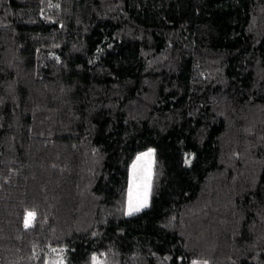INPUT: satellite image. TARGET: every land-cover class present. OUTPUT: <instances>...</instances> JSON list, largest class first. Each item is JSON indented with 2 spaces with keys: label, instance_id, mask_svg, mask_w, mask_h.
<instances>
[{
  "label": "trees",
  "instance_id": "1",
  "mask_svg": "<svg viewBox=\"0 0 264 264\" xmlns=\"http://www.w3.org/2000/svg\"><path fill=\"white\" fill-rule=\"evenodd\" d=\"M93 256L264 264V0H0V264Z\"/></svg>",
  "mask_w": 264,
  "mask_h": 264
},
{
  "label": "snow or ice",
  "instance_id": "2",
  "mask_svg": "<svg viewBox=\"0 0 264 264\" xmlns=\"http://www.w3.org/2000/svg\"><path fill=\"white\" fill-rule=\"evenodd\" d=\"M153 150L138 155L130 168L128 187V214L138 212L147 206L148 195L151 189V163L144 166L142 162H148L152 157ZM34 213L29 212L25 218V227H28ZM94 264H99L97 257H92Z\"/></svg>",
  "mask_w": 264,
  "mask_h": 264
},
{
  "label": "rangeland",
  "instance_id": "3",
  "mask_svg": "<svg viewBox=\"0 0 264 264\" xmlns=\"http://www.w3.org/2000/svg\"><path fill=\"white\" fill-rule=\"evenodd\" d=\"M149 149H152V148H148V149H146V150H143V151L138 152V153L135 155L133 161H135V159H136V157H137L138 155H140L141 153H145V152H147ZM152 150H153V149H152ZM133 161H132V163H133ZM149 162L151 163V179H152V170H153V162H154V150H153V155H152V157L149 158V161H148V162H142V163H144V166L146 167V166H147V163H149ZM132 163H131V165H132ZM131 165H130V168H131ZM130 168H129V176H130ZM128 187H129V179H128V186H127L126 200H125V213H126V214H128ZM149 195H150V193H149ZM149 195H148L147 204H148V202H149ZM141 209H142V208H141ZM72 252H73V253H78V252H80V253H82V254H85V256H80V258H83V259H85V260L89 259V254H88L87 252L73 251V250H72ZM97 261L99 262L98 258H97ZM93 264H94V263H93Z\"/></svg>",
  "mask_w": 264,
  "mask_h": 264
}]
</instances>
